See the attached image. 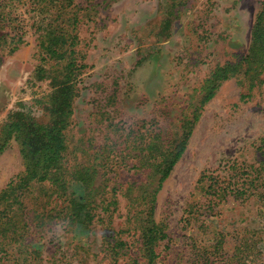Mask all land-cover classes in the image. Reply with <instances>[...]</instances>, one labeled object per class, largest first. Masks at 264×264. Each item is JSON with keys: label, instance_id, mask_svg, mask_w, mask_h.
<instances>
[{"label": "rangeland", "instance_id": "374dc122", "mask_svg": "<svg viewBox=\"0 0 264 264\" xmlns=\"http://www.w3.org/2000/svg\"><path fill=\"white\" fill-rule=\"evenodd\" d=\"M95 2L77 30L86 67L66 135L68 159L79 162L89 158L90 138L100 142L107 134L115 140L114 171L104 174L107 169L101 167L95 183L101 185L96 202L103 205L91 227H68L54 211L58 201L48 196L49 185L35 184L24 198L27 248L22 239L15 240L13 227L1 222L0 264H146L125 190L145 182L148 170L133 167L136 158L128 153L141 151L155 134L169 145L188 130L181 156L156 193L153 219L168 238L156 248L154 264H200L205 256L210 261L201 264H264V205L255 194L256 188L264 190V170H256L261 159L256 146L264 137V69L261 62L244 58L262 0H183L185 6L174 8L168 0ZM73 3L84 6L87 1ZM36 6L33 0H0V127L19 102L46 120L42 98L50 83L37 79L34 69L39 24L48 20ZM173 9L170 27L157 34ZM17 32H23L25 43L10 53L8 42ZM234 64V74L218 80L202 103L204 80L216 67ZM188 119L193 120L190 126ZM106 120L111 126L104 129ZM19 149L11 138L0 153V191L24 170ZM202 174L218 176L215 186L227 176L245 187L253 180L255 188L252 195L219 199L205 190L209 181H200ZM72 188L82 186L77 181ZM112 200L116 204L107 206ZM104 231L128 241L116 262L101 250ZM245 242L259 251L254 262L237 258Z\"/></svg>", "mask_w": 264, "mask_h": 264}, {"label": "trees", "instance_id": "16d2710c", "mask_svg": "<svg viewBox=\"0 0 264 264\" xmlns=\"http://www.w3.org/2000/svg\"><path fill=\"white\" fill-rule=\"evenodd\" d=\"M33 1L40 13H46L44 19L48 20L45 24L42 22L39 24L42 30L38 36L36 51L38 64L34 69L37 79L47 78L50 83V91L42 98L46 120H38L29 109L19 102L18 109L11 110L0 127V153L7 147L10 139L14 138L19 144L24 164V170L11 179L0 191V224L2 222L13 227L12 235L16 234L15 240L22 239V242L25 240L24 232L28 229V213L24 198L29 195L30 189L35 184L44 185L47 183L49 185L48 196L54 194L55 200L58 201L57 207L53 209L58 216H64L68 227H74L80 223L89 228L93 223L97 207L103 205L102 200L99 203L96 202L100 198L98 191L101 187L100 183L95 185L97 176L101 173V167L107 169V171H103L104 174L114 171L113 167L116 163L115 140L107 134L102 136L103 142L97 141V137L89 139L92 142L89 141L90 145L87 150L89 158L85 160L86 162H79V158L76 161L68 159L66 130L71 124L73 101L79 93L77 85L79 75L86 67L85 56L77 48L80 45L77 30L83 18L90 17L87 11L97 2L86 0L87 3L83 6L73 3V0ZM168 1L170 8L186 4L183 0ZM175 13L173 9L169 11L167 17L162 18L157 26V34H164L170 27ZM24 43L23 32L13 34L8 42L9 52H15ZM244 58L248 63L251 61L253 63L261 62L260 67L264 69V0H262L261 8L255 18L251 31V44L248 54ZM237 69V64L216 67L202 84L201 91L204 90L202 103L213 95L218 80L234 74ZM252 70L256 73V69ZM246 72L248 70H245ZM195 119L196 117H194ZM192 123L193 120H187L189 126ZM108 126H111V121L106 120L103 127L106 129ZM189 132L190 130L183 133L177 141L175 139L169 145H165L161 141V136L155 134L144 141L141 151L134 154L128 153L129 156L136 158L133 167L138 171L148 170L145 182L137 187L132 184L125 190L129 205L134 212L133 217L137 220L135 233L140 243V257L146 260V264H154L159 254L156 248L161 241L168 238L163 226L153 219L155 197L162 182L181 156ZM127 137L128 134L125 136V141ZM256 149L261 157L259 168L256 169L259 173L262 169L264 170V137L260 138ZM75 157L77 158L76 155ZM222 178L221 185L218 186L215 184L219 182V177L212 174H202L200 181L207 179L209 183L206 182L205 190L219 199H224L225 196L233 193L237 195L253 194L251 192V189L255 188L253 180L248 182L252 186L251 188V186L245 187L244 183L229 179L227 176ZM77 181L80 182L82 189L72 188L70 190L73 182ZM256 189L258 192L255 194L260 197L264 205V190ZM109 204H116V201L108 202L107 206ZM140 206L143 207L138 209ZM101 208L103 209L102 206ZM140 214L143 216L140 217ZM130 223L133 224V222ZM4 230L5 228H3ZM18 230L21 231L19 237L17 236ZM101 238L103 246L101 250L109 259L116 262L119 256H122L121 253L126 248L128 241L121 235L110 236L106 231L102 233ZM248 242L244 243V247L239 248L237 258L242 257L249 263L256 260L259 251L254 250V247ZM23 243L22 247L26 246L25 248H27L28 242ZM200 259H202L201 263L210 261L208 256ZM134 263L136 264L137 261Z\"/></svg>", "mask_w": 264, "mask_h": 264}]
</instances>
